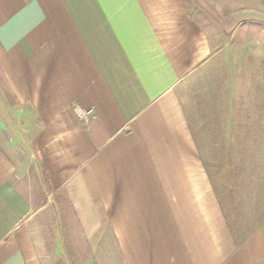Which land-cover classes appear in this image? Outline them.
Segmentation results:
<instances>
[{
    "label": "crops",
    "instance_id": "0c3cea01",
    "mask_svg": "<svg viewBox=\"0 0 264 264\" xmlns=\"http://www.w3.org/2000/svg\"><path fill=\"white\" fill-rule=\"evenodd\" d=\"M199 35L183 0H0V75L29 110L45 195L36 207L17 185L21 136L0 132V264H40L36 216L60 194L81 235L126 264H264V221L236 243L199 212L210 185L179 101L216 50Z\"/></svg>",
    "mask_w": 264,
    "mask_h": 264
},
{
    "label": "rangeland",
    "instance_id": "374dc122",
    "mask_svg": "<svg viewBox=\"0 0 264 264\" xmlns=\"http://www.w3.org/2000/svg\"><path fill=\"white\" fill-rule=\"evenodd\" d=\"M183 4L197 18L199 38L216 49L208 61L199 60L179 94L201 166L199 182L210 185L212 208L199 183V212L211 215L215 232L223 217L237 243L264 221V0ZM7 91L0 75V132L21 136L10 142L19 172L15 181L40 207L45 195L27 151L29 110L16 107ZM59 198V205L36 216L40 264H126L106 241H87L67 199ZM151 259L157 264V253Z\"/></svg>",
    "mask_w": 264,
    "mask_h": 264
},
{
    "label": "built area",
    "instance_id": "2783aa9c",
    "mask_svg": "<svg viewBox=\"0 0 264 264\" xmlns=\"http://www.w3.org/2000/svg\"><path fill=\"white\" fill-rule=\"evenodd\" d=\"M75 113L77 115L78 120L82 123H87L95 118L94 111L92 110H82L79 107H76Z\"/></svg>",
    "mask_w": 264,
    "mask_h": 264
}]
</instances>
